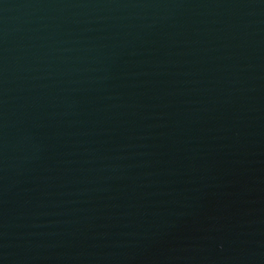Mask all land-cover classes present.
I'll return each mask as SVG.
<instances>
[{
    "label": "water",
    "instance_id": "obj_1",
    "mask_svg": "<svg viewBox=\"0 0 264 264\" xmlns=\"http://www.w3.org/2000/svg\"><path fill=\"white\" fill-rule=\"evenodd\" d=\"M0 264H264V0H0Z\"/></svg>",
    "mask_w": 264,
    "mask_h": 264
}]
</instances>
